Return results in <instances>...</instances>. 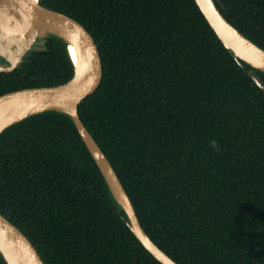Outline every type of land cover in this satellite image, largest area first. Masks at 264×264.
I'll use <instances>...</instances> for the list:
<instances>
[{"label":"trees","instance_id":"obj_1","mask_svg":"<svg viewBox=\"0 0 264 264\" xmlns=\"http://www.w3.org/2000/svg\"><path fill=\"white\" fill-rule=\"evenodd\" d=\"M40 2L80 21L98 45L102 80L78 113L151 239L180 264H264V89L196 0ZM215 2L264 48V0ZM73 71L66 41L49 36L0 71V94ZM0 212L46 264H163L64 111L1 131Z\"/></svg>","mask_w":264,"mask_h":264},{"label":"water","instance_id":"obj_2","mask_svg":"<svg viewBox=\"0 0 264 264\" xmlns=\"http://www.w3.org/2000/svg\"><path fill=\"white\" fill-rule=\"evenodd\" d=\"M196 2L224 45L234 57L250 65L249 75L264 89V79L256 71H264V48L237 29L224 16L215 0ZM49 36H58L66 41L74 64L73 75L58 84L26 86L1 93L0 117H7L21 109L34 110L8 123L0 133L15 121L40 111L55 109L69 113L99 165L113 197L123 207L134 234L163 264H180L145 231L118 174L79 116L78 103L99 86L103 76L102 58L91 32L74 17L49 8L40 0H0V71H11L22 62L30 49L43 48ZM242 39L248 40L256 49H248ZM71 42L76 44L83 57L79 68L70 51ZM67 106H71L72 110H66ZM0 240V251L7 264H46L30 238L1 212Z\"/></svg>","mask_w":264,"mask_h":264},{"label":"bare ground","instance_id":"obj_3","mask_svg":"<svg viewBox=\"0 0 264 264\" xmlns=\"http://www.w3.org/2000/svg\"><path fill=\"white\" fill-rule=\"evenodd\" d=\"M242 43L250 50L254 51V49H256L254 46H252L248 40L246 39H242ZM70 51L73 55V58L78 66V68L82 65L83 63V57L78 49V47L76 46L75 43L71 42L70 43ZM66 110L71 111L72 107L71 106H67L65 107ZM34 109H21L15 113H12L10 115H8L7 117H0V130L6 126L8 123H10L11 121H13L14 119H17L19 117H22L23 115L27 114L30 111H33ZM110 173H112L110 171ZM115 192L118 193L117 188H115ZM0 245H2V242L0 240Z\"/></svg>","mask_w":264,"mask_h":264},{"label":"clouds","instance_id":"obj_4","mask_svg":"<svg viewBox=\"0 0 264 264\" xmlns=\"http://www.w3.org/2000/svg\"><path fill=\"white\" fill-rule=\"evenodd\" d=\"M213 145L215 146V142H213Z\"/></svg>","mask_w":264,"mask_h":264}]
</instances>
